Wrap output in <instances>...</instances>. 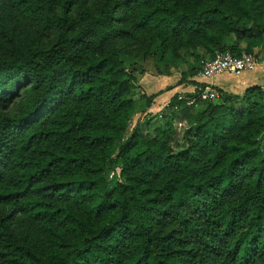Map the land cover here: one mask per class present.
<instances>
[{
	"label": "trees",
	"instance_id": "16d2710c",
	"mask_svg": "<svg viewBox=\"0 0 264 264\" xmlns=\"http://www.w3.org/2000/svg\"><path fill=\"white\" fill-rule=\"evenodd\" d=\"M132 35L163 66L264 49V0H0V264H264V84L123 138Z\"/></svg>",
	"mask_w": 264,
	"mask_h": 264
},
{
	"label": "rangeland",
	"instance_id": "374dc122",
	"mask_svg": "<svg viewBox=\"0 0 264 264\" xmlns=\"http://www.w3.org/2000/svg\"><path fill=\"white\" fill-rule=\"evenodd\" d=\"M112 2L113 0H85L87 7L93 11H97L104 3L111 4ZM52 36L53 32L49 31L45 37V41H49ZM111 47L118 53L125 68L129 69L135 75V109L130 116L123 138L130 134L131 128L135 122H139L141 125L151 126L161 123L168 116H172V123L174 127L177 128L181 124V120H179V110L169 106L168 102L174 93L177 94L178 86H174L171 89L166 88L180 79V71H184L186 75L195 77L199 60L203 58L204 54L202 52H195L190 55L185 53L183 62H179L176 65L166 64L163 66V64H157L155 60L145 52V45L140 36H120L111 43ZM252 52L259 60L257 67L264 73V49L254 48ZM13 85H16V83H13ZM18 89H20V87H17V90L13 92L11 98L8 100L7 105L0 108V111L8 113L15 112L18 100L24 92V89L19 90L20 92ZM11 91H13V89ZM157 91L160 93H158L148 105H145L143 99L140 97L141 94L148 96ZM189 105L191 106L189 108L190 111L196 112L201 109L203 103L202 101H193ZM263 140L264 135L258 139L260 143H262ZM115 170L118 172V167H116ZM6 213L7 210L1 207L0 215H6ZM10 226L14 232L23 233L25 222L24 220H20L10 223Z\"/></svg>",
	"mask_w": 264,
	"mask_h": 264
},
{
	"label": "built area",
	"instance_id": "2783aa9c",
	"mask_svg": "<svg viewBox=\"0 0 264 264\" xmlns=\"http://www.w3.org/2000/svg\"><path fill=\"white\" fill-rule=\"evenodd\" d=\"M264 62V59H263ZM259 64L257 56L253 52L242 51L238 55L231 52L215 51L211 58L201 59L195 72V84H187L189 89H182L177 92V98H183V93L194 94L186 99V104H191L195 99L213 100L219 97V89L213 85L203 82L222 73L238 75L241 72L253 71Z\"/></svg>",
	"mask_w": 264,
	"mask_h": 264
},
{
	"label": "crops",
	"instance_id": "0c3cea01",
	"mask_svg": "<svg viewBox=\"0 0 264 264\" xmlns=\"http://www.w3.org/2000/svg\"><path fill=\"white\" fill-rule=\"evenodd\" d=\"M243 43L239 42L237 44L238 48L243 47ZM203 82L208 83L217 87L218 89L229 92V93H240L243 88L250 84H264V73L260 71V69L256 66V69L253 71H245L241 72L238 75H233L229 73H222L210 78H206ZM183 84H179L178 90L189 89L190 87ZM176 86V87H177Z\"/></svg>",
	"mask_w": 264,
	"mask_h": 264
}]
</instances>
